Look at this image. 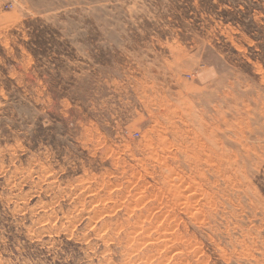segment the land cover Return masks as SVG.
<instances>
[{"label":"rangeland","instance_id":"obj_1","mask_svg":"<svg viewBox=\"0 0 264 264\" xmlns=\"http://www.w3.org/2000/svg\"><path fill=\"white\" fill-rule=\"evenodd\" d=\"M0 264H264V0H0Z\"/></svg>","mask_w":264,"mask_h":264}]
</instances>
